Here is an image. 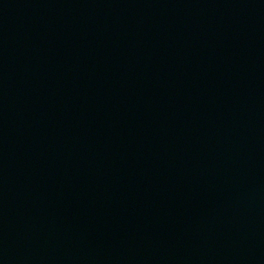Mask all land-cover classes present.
Returning a JSON list of instances; mask_svg holds the SVG:
<instances>
[{"label": "water", "instance_id": "water-1", "mask_svg": "<svg viewBox=\"0 0 264 264\" xmlns=\"http://www.w3.org/2000/svg\"><path fill=\"white\" fill-rule=\"evenodd\" d=\"M0 264H264V0H0Z\"/></svg>", "mask_w": 264, "mask_h": 264}]
</instances>
